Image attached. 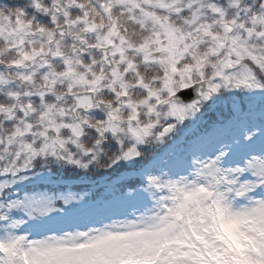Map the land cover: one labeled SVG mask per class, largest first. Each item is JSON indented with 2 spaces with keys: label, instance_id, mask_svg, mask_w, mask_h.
<instances>
[{
  "label": "snow or ice",
  "instance_id": "6c2138e0",
  "mask_svg": "<svg viewBox=\"0 0 264 264\" xmlns=\"http://www.w3.org/2000/svg\"><path fill=\"white\" fill-rule=\"evenodd\" d=\"M0 264H264V0H0Z\"/></svg>",
  "mask_w": 264,
  "mask_h": 264
}]
</instances>
